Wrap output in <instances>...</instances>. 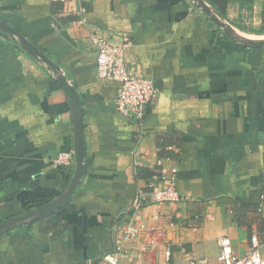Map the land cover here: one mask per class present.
Here are the masks:
<instances>
[{"label":"crops","instance_id":"obj_1","mask_svg":"<svg viewBox=\"0 0 264 264\" xmlns=\"http://www.w3.org/2000/svg\"><path fill=\"white\" fill-rule=\"evenodd\" d=\"M263 6L231 0L224 19L263 37ZM0 18L75 85L85 138L69 208L57 225L0 234V264H103L116 229L132 220L149 228L122 264H218L221 236L238 255L252 233L264 239V46L231 39L193 0H0ZM95 33L128 35L126 60L154 78L159 92L143 121L120 114L118 83L98 76ZM55 77L0 30V222L49 203L74 173L72 109ZM64 151H74L71 165L56 162ZM174 168L180 199L145 197L134 208L138 191L164 185Z\"/></svg>","mask_w":264,"mask_h":264},{"label":"built area","instance_id":"obj_2","mask_svg":"<svg viewBox=\"0 0 264 264\" xmlns=\"http://www.w3.org/2000/svg\"><path fill=\"white\" fill-rule=\"evenodd\" d=\"M66 1L80 2L83 0ZM116 38L118 40L114 41L97 33L91 36L96 49L97 74L99 77L118 83L115 99L118 112L136 121H143L159 89L150 74H141L137 64L128 63L126 60L125 52L132 44L131 38L123 34ZM73 154L74 151H64L57 157L56 162L58 164L71 165ZM176 171L177 169L174 168L172 176H163L166 181L164 185H153L149 192L139 190L133 202L134 208L137 209L145 197H149L153 202L179 200L180 193L176 187V179L174 177ZM262 179L264 186V169L262 171ZM132 219H134V216ZM145 228L148 229L149 227L145 223H136L134 220L124 227H118L116 229L115 245L111 251L103 254V264H122L121 256L127 254L128 243ZM218 243L220 245L218 264H264V239L258 233H252L249 251L245 255L234 253L228 236H221ZM151 244H156V240L152 239ZM170 256L171 252L167 250L166 259L170 260ZM183 264H210V261L207 258L199 261L192 259Z\"/></svg>","mask_w":264,"mask_h":264},{"label":"water","instance_id":"obj_3","mask_svg":"<svg viewBox=\"0 0 264 264\" xmlns=\"http://www.w3.org/2000/svg\"><path fill=\"white\" fill-rule=\"evenodd\" d=\"M195 5L206 13L209 18L221 27L224 32L233 40L247 45L263 46V37H249L239 33L236 28L224 19V17L210 4L207 0H193ZM0 30L11 35L20 46L37 60L41 61L49 71L55 76L59 84L65 90L72 109L73 125H74V149H75V169L72 178L66 189L49 203L41 205L37 208L30 209L24 213L10 216L0 222V234L14 227L27 223L28 221L37 219L41 216L50 214L61 208L69 202L80 186L85 173V138H84V113L79 93L75 85L62 71L61 67L43 52L36 44H34L23 33L0 18Z\"/></svg>","mask_w":264,"mask_h":264},{"label":"trees","instance_id":"obj_4","mask_svg":"<svg viewBox=\"0 0 264 264\" xmlns=\"http://www.w3.org/2000/svg\"><path fill=\"white\" fill-rule=\"evenodd\" d=\"M230 1L231 0H207V2L210 3L223 17L226 15L227 6H228V3ZM239 1L241 2V4H246V3H251L253 0H239ZM263 23H264V6H263ZM238 43L241 44V45H244V46L262 47V46H255V45H247V44H244V43H241V42H238ZM56 81H57V79H56ZM71 200L69 202H67L65 205H63L61 208L57 209L56 211H53V212H51L48 215L41 216V217H39L37 219L28 221L27 223L22 224V225H31L32 223H34L36 221H40V220H46V221H48L50 223V225L51 224L57 225L58 221L60 219V215L58 214L59 210H61L62 208H66V209L69 208V206L71 205Z\"/></svg>","mask_w":264,"mask_h":264}]
</instances>
